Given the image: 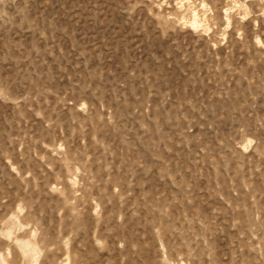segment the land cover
Here are the masks:
<instances>
[{
	"label": "rangeland",
	"instance_id": "374dc122",
	"mask_svg": "<svg viewBox=\"0 0 264 264\" xmlns=\"http://www.w3.org/2000/svg\"><path fill=\"white\" fill-rule=\"evenodd\" d=\"M0 264H264V0H0Z\"/></svg>",
	"mask_w": 264,
	"mask_h": 264
}]
</instances>
